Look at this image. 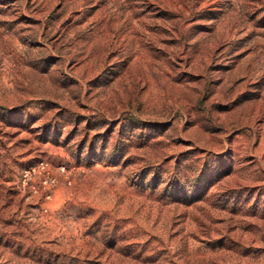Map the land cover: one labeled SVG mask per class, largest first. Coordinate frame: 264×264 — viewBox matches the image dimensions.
<instances>
[{"label": "rangeland", "instance_id": "rangeland-1", "mask_svg": "<svg viewBox=\"0 0 264 264\" xmlns=\"http://www.w3.org/2000/svg\"><path fill=\"white\" fill-rule=\"evenodd\" d=\"M0 264H264V0H0Z\"/></svg>", "mask_w": 264, "mask_h": 264}]
</instances>
